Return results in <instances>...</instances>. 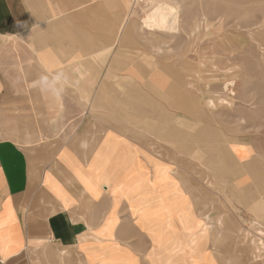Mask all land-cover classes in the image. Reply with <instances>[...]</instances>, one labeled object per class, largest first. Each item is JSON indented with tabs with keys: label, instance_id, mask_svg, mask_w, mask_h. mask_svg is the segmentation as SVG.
Masks as SVG:
<instances>
[{
	"label": "crops",
	"instance_id": "crops-1",
	"mask_svg": "<svg viewBox=\"0 0 264 264\" xmlns=\"http://www.w3.org/2000/svg\"><path fill=\"white\" fill-rule=\"evenodd\" d=\"M131 5L0 0V264H224L212 228L191 256L160 247L172 216L157 175L173 176L200 216L171 156L149 148L138 121L123 119L124 79L164 86L159 71L125 66L138 28ZM229 151L241 162L252 153ZM184 224L175 239L186 243Z\"/></svg>",
	"mask_w": 264,
	"mask_h": 264
},
{
	"label": "rangeland",
	"instance_id": "rangeland-1",
	"mask_svg": "<svg viewBox=\"0 0 264 264\" xmlns=\"http://www.w3.org/2000/svg\"><path fill=\"white\" fill-rule=\"evenodd\" d=\"M130 2L138 28L126 42L130 64L125 66L134 64L149 75L159 71L164 86L158 92L148 79L140 84L124 79L118 96L123 119L138 121L136 129L148 137L149 148L171 156L172 172L195 201L198 215L210 219L203 223L193 212L190 197L173 176L157 175L156 183L166 186L158 199L170 203L172 216L166 225L171 238L161 234L160 247L170 252L183 247L191 256L206 244L202 235H209L212 226L224 264H264V249L257 252L253 244L264 241L259 238L264 228V0ZM159 3L179 9L178 33L141 29V17ZM127 15L128 9L123 23ZM230 81L236 84L227 91ZM203 124L214 133L205 135ZM234 144L252 150L246 162L230 153ZM183 223L191 235L186 243L175 239ZM199 259L211 263L206 255Z\"/></svg>",
	"mask_w": 264,
	"mask_h": 264
},
{
	"label": "bare ground",
	"instance_id": "bare-ground-1",
	"mask_svg": "<svg viewBox=\"0 0 264 264\" xmlns=\"http://www.w3.org/2000/svg\"><path fill=\"white\" fill-rule=\"evenodd\" d=\"M179 26V9L166 3H159L154 8L150 9L143 18V27L149 32L159 31L169 35H174L178 33ZM235 84L236 83L234 81L226 83L225 90H230V88L234 87ZM208 228L211 229L212 226H208Z\"/></svg>",
	"mask_w": 264,
	"mask_h": 264
}]
</instances>
